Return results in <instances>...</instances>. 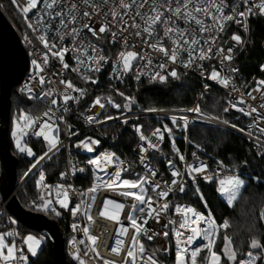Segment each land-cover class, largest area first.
Wrapping results in <instances>:
<instances>
[{"label": "snow or ice", "instance_id": "snow-or-ice-1", "mask_svg": "<svg viewBox=\"0 0 264 264\" xmlns=\"http://www.w3.org/2000/svg\"><path fill=\"white\" fill-rule=\"evenodd\" d=\"M10 3L15 7L17 13L22 16L25 20V26L33 33V38L43 46L45 50L43 53L42 61L37 59L31 60L32 73L30 74V79L34 76H39V81L41 84L45 82V77L41 75L43 72V66H46L49 62V54L52 57H56L60 60V63L63 69H69V65L65 62V53L68 51H78V55L74 56L76 61V67H72V72L79 73L81 68L84 69L85 73L99 72L104 64H112V72L110 76L115 80H121L122 74L130 73L133 69L134 61H146L145 63L136 67L135 78L140 79L141 75H149L152 80H159L164 82L167 77L163 74H160L157 71H154V67L158 69H164L165 64L160 63L159 65L153 66L152 57L150 55H140L133 50H122L116 54L115 59H110V57L105 56L104 49L102 47H97L96 45H85L83 42L79 41V36L81 35L82 30H87L93 37L97 40L102 37L107 38L110 33V39H106V43L113 44L116 43L118 37L123 35L124 29L134 30L133 35L137 38L142 39V41L151 48L153 51H157L163 54V57L171 62L176 64L181 61L182 55L187 54L188 59L183 61V66L186 68L200 66L197 61H204L206 59L212 58V53L218 52L223 54L225 49L223 47L216 49L213 47L218 40L219 34L224 31V25L227 22L235 20L239 25L241 19L245 17L246 14H254V10H258L261 15H264V0H259V3H252V0H242V3L245 7L244 12H240L234 6L231 14H224L225 5L224 0H175V7H173L172 0H112L110 9L108 12H102V9L105 6L109 5V0H79V3L76 0H27L25 6H21L18 3V0H10ZM84 6L82 10L80 5ZM38 9L35 15L29 19V14L32 10ZM93 13L97 16L103 15L104 23H101L98 29L89 23H83L81 28H77L76 25L80 23L81 18L91 21L93 18ZM111 17L109 20L108 17ZM131 17V20L128 18ZM206 19L210 20L211 23H206ZM139 20V22H137ZM58 21V23H57ZM183 21L186 25L185 28H180L178 22ZM163 26V36L160 39H156L157 32L156 29ZM113 28H117V31H113ZM245 30H247L245 28ZM215 33V35H213ZM49 36L52 37L49 40ZM65 37H69L73 40V45L71 48L59 46L63 43ZM204 37H207L206 39ZM167 39L170 42L171 47H166L164 40ZM26 43L31 45L33 40L29 38L27 34L24 36ZM150 40H154L152 43ZM231 41L236 43L241 42V37L238 34L233 33L230 37ZM122 48L128 49V38L124 37L122 40ZM59 46V50L56 49ZM90 52L91 55L87 56L88 63L84 64L82 57ZM232 48L227 49V55H223L224 60H231ZM32 55V53H30ZM261 70L264 71V65H261ZM235 71V69H233ZM173 78H177V72L175 68L168 73ZM213 81H218L224 86L229 85V79L227 77L220 78L219 73L214 68L209 77ZM85 82L96 83L97 81L92 80L91 75L83 76ZM60 83L65 86L64 93L60 96V99L67 104L69 101H78L81 97L85 95V90L77 88L71 81H64L61 79ZM235 86L233 85V88ZM76 93L78 95L69 94ZM257 92L264 94V80L256 81ZM23 91V89H22ZM28 92L31 93V89H28ZM116 94L122 97L125 100L123 105L124 110H128L130 104L133 102V97L126 96L125 93L116 90ZM48 96H53L52 92L47 93ZM248 96L252 99H255L252 96V93L249 92ZM57 98L51 99V105H57ZM239 104H244L245 101L243 97L238 101ZM106 105H111L112 108L120 109L121 105L116 103L111 96L100 97L97 96L90 107L98 106L101 110L105 109ZM236 107V105H232ZM261 108H264V103L260 105ZM68 111L67 108L64 109ZM229 109L225 108L224 111L227 112ZM238 111L242 112L244 115H251L256 113L258 110L256 107H250L248 112H244L243 108H237ZM147 111H156V109L149 108ZM189 112L200 113L199 106L188 109ZM55 113L51 112V109L48 112L44 113L45 117L55 116ZM105 120H112L115 117L110 115H105ZM40 118L35 120L24 113V111L18 110L17 114L12 117L11 120V137L13 140V147L16 154H24L27 156L33 157V151L31 148L22 146L21 138L26 134L25 129L27 127H33L38 123ZM59 120H63V117H59ZM86 120L88 123H101L98 115H87ZM170 120L172 124L176 127H179V121H183V125L187 128L188 120L184 116H171ZM264 121V117L261 118ZM21 121H24V127H21ZM124 123H127L125 120ZM227 123V121H225ZM233 127H236L233 125ZM249 129L252 125L248 126ZM258 127V131L261 134H264V127ZM56 129L55 120H45L43 123L39 124V131L35 132V135L38 137H43L45 141L51 146V149L57 148L58 138L51 136L49 134L50 130ZM164 132H167L171 137L172 129L168 128L167 125H164ZM135 131L139 134V140L147 144L148 149H157V143L153 141L151 137H147L142 133V126L136 125ZM239 131H244L243 128ZM252 133L249 132V136ZM152 137H157L158 139H163V134L160 128H157L152 133ZM98 143V141L91 138H86L78 142L77 147H84L88 151L93 150V145ZM257 147H264V144H257ZM173 149L175 150V145L173 143ZM139 151L141 153V164H144L147 169V176H140L136 180H121L120 173L124 171L122 167L117 168L116 171L109 176L106 180L101 179L97 176V169L100 171H107L109 165L113 164L118 160L114 153H101L96 156L94 159L87 161V164L93 166V183L91 187L86 190V194L90 197L92 203L95 202V194L99 190L100 185H103L106 189L118 190L121 186H124L127 190L121 191L120 194L124 197H130L132 199L131 210L128 211L127 217L130 223L131 228L134 230V233L131 237L132 244L128 247L125 261L126 264H138L137 256L140 257V264H145L143 261L145 255V249L143 244L140 242L139 236L143 233L149 241H151L155 236L160 235V233L152 232L149 234L148 229L144 228V224L148 223L149 219H155L157 222L160 220L162 213L169 210V203H162L166 197L169 196V193L173 191L174 187H179V190L184 191L183 183H179L178 178L182 176L179 171L173 169L171 176L173 177L171 181V186L167 187V190H162L160 184L152 183V180L149 177H155L157 173L148 167L145 163V153L147 149L140 145ZM45 156L48 154L45 153ZM258 155L264 156V152H258ZM195 156V153H193ZM38 158V159H42ZM180 161L184 162L185 157L183 155L179 156ZM101 162L105 165L104 168L100 167ZM121 164L123 162H120ZM169 166L172 165V161H168ZM36 165H32L29 168V172L32 171ZM186 174L195 181L196 176L200 175L203 179L208 182L213 179L212 175L208 173V166L203 162L197 163H185ZM80 172L85 171L84 168L79 169ZM75 170H73V175ZM28 172L24 173V176H27ZM61 178H65L66 173L60 174ZM23 178V177H22ZM215 178L219 185L218 192L226 198V202L229 206L232 205L233 200L235 199L238 191L242 188L244 181H242L239 175H230L224 176L221 178L220 170L217 169L215 173ZM45 176L43 171L40 173L39 179L36 181L37 188L41 187V182L44 181ZM253 179H256L253 177ZM151 188V192L155 193V198L151 195H148V188ZM45 189L49 190V196L45 197L41 195L38 200L32 202V206L38 212H49L51 211L55 215L59 216L60 213L55 207H53V201L50 198L51 189L48 185H43ZM56 189V200L55 203L60 206L62 209L69 210L73 217L81 214V209L83 207V214L87 216L89 222L92 221L90 215L92 203H85L84 195L81 194V202L76 206H70V197L68 189H71V185L67 186V189L62 184H57ZM138 190V191H137ZM199 191V189H197ZM202 198V197H201ZM109 206H111L112 211L109 212ZM125 208V205L118 203L114 200L105 199L103 202V210L99 213L101 216H108L111 220L118 222V217L120 212ZM175 212L177 214H182V222L179 223L178 228H172V236L176 238L177 251H176V260L175 264H187V261L182 255L190 250L192 257V264H196V258L202 249H205L208 253V256L205 257L206 264H224L221 259V255L217 254L213 250V245L215 243L214 229L216 228L215 221L212 219L211 214L205 218L201 213L197 212L191 206H181L176 205ZM139 213V217H137ZM195 217V219H192ZM261 218L264 219V212L261 213ZM11 219V218H10ZM142 220L143 223L138 222ZM15 223V221H12ZM200 222H204L207 226L204 229L199 227ZM176 221L169 220L167 224L164 225L165 229H168L169 225H175ZM195 225V226H193ZM228 221L225 220L223 224L219 225V228L226 229L228 227ZM79 225L73 224L72 228L75 231ZM185 229L187 231H180ZM84 234L88 237L89 242L95 241V237L89 235V230L87 225L83 228ZM128 229L121 226L117 229L121 235H124ZM12 232H7L0 234V261L3 264H17L18 260H25L23 251H18L15 245V241L9 244L6 240L7 237L12 236ZM169 232L166 230L163 232V236L167 238ZM197 237H202L206 244L201 247H195L189 249L188 246L192 245L193 241ZM185 241V246L181 247V241ZM24 244L27 245L29 253L33 255L36 253V248L40 244V240L32 235H27L23 237ZM70 245L74 243L73 240H69ZM83 243V241H81ZM122 243L118 240L117 244ZM138 246V248H137ZM249 252L246 254L245 259L239 260V264H256L257 255L253 253V250H258V252H264V245H261L260 241L253 237L249 243ZM6 250V254H5ZM113 253H119L120 249L118 247H113ZM95 252V248L92 249ZM72 258L76 261H79V264H85L84 260L81 259V256L78 252L71 253ZM85 255L87 253L85 252ZM223 255L227 258L228 264H234L237 260V253L232 248L231 240L229 237L225 236V247L223 249ZM131 258V260H128ZM104 264H114V262L105 260ZM146 264H158L154 259L153 255L148 256Z\"/></svg>", "mask_w": 264, "mask_h": 264}, {"label": "built area", "instance_id": "built-area-1", "mask_svg": "<svg viewBox=\"0 0 264 264\" xmlns=\"http://www.w3.org/2000/svg\"><path fill=\"white\" fill-rule=\"evenodd\" d=\"M79 3V0H76ZM151 0H149V3ZM18 3L23 7L27 4V0H18ZM112 0H109V5L105 6L102 9V12H108L111 6ZM173 7H175V0H172ZM252 3H259V0H252ZM225 11L224 14H231L232 9L235 6L238 11L244 12L245 7L242 3V0H224ZM82 10L84 6L81 4ZM1 10L3 9L0 4ZM38 9L32 10L29 14V19L35 15ZM4 12V10H3ZM6 14V13H5ZM257 17L264 21V15H261L258 10H254V14H246L245 17L239 18L241 19V23L238 25L235 20L225 23L224 31L219 34L218 42L213 45L214 48L219 49L223 47L225 52L220 54L218 52L212 53V58L206 59L204 61H197L198 65L195 67L186 68L183 66V61L187 60V54L184 53L182 55L181 61L172 64L167 61L163 54L153 51L151 48L147 47V45L142 41V39L135 37L132 33L134 30L124 29L123 35L118 37L116 43L109 44L106 43V39H110V33L107 38L102 37L97 40L95 37L91 35L87 30H82L81 35L79 36V41L83 42L85 45H96L98 48L102 47L104 49V55L110 57V59H115L116 54L122 50H133L139 53L140 55H150L152 59L153 66L159 65L160 63L165 64L164 69H158L154 67V71L159 72L160 74L165 75L167 78L171 77L168 73L171 72L173 68H175L176 72L183 73L184 75L193 79L198 85L199 90L196 92L194 100L191 105L188 106H178V107H161V108H153L156 111H147V109H128L122 110L112 108L111 105H106L105 109L101 110L98 106L90 107L92 105L93 100H90L85 105L82 104L83 97H81L78 101H69L65 104L60 96L65 91V86L60 83L61 79L64 81H71L68 77L69 73H73L75 76L83 78L85 75H91V78L96 76H102L105 81L112 85H118L122 83L127 76H131L135 82L141 81H153L157 82V80H152L149 75H141L140 79L137 80L135 78L136 75V67L145 63L146 61H134L133 69L130 73L122 74L121 80H115L110 76L112 72V64L109 62L104 64L99 72L93 73H85L84 69L81 68L80 72H72L71 68L76 67V61L74 60V56L78 55V51H68L65 53V62L70 66L69 69H63L60 60L56 57H52L49 54V62L46 66H43V75L46 79L43 84L39 81V76H34L30 79V74L32 73V65L31 60L37 59L38 61H42L44 49L43 46L39 44L37 40L33 38V33L29 29H18L12 22L13 27L20 39L22 46L24 47L27 57H28V67L26 73L24 74L22 80L17 86V90L22 94H29L33 96L36 101L41 105V110L38 114L34 115L32 118L35 120L36 118H40L39 122L36 123L33 127H27L25 129L26 134L21 138L22 146L29 147L27 145L28 139H43V137H38L35 135L36 131H39V124L43 123L45 120H55L56 121V129L50 130L49 134L51 136L58 138L57 148L51 149V146L47 143L48 150L45 152L48 155L44 154L41 156L42 159H38L35 163V167L32 168V171H28V175L31 174L43 161H45L50 155L56 152L59 149L64 150V166L57 174V179L53 182H46L45 180L41 182V187L39 189L38 199L41 195L48 197L49 190L45 189L43 185L50 186L51 195L50 198L53 201V207L57 209V211L64 210L67 212L69 216V236L67 240H64V252L69 256L71 260L79 264V261H76L72 258V252H78L81 256V259L84 260L85 264H104L105 260L114 262V264H126L125 257L128 250V247L132 244V235L134 230L131 228L127 213L131 210L132 199L130 197H124L120 194L121 191L127 190L124 186H121L118 190L106 189L103 185H100L99 190L95 194V202L92 203L90 197L87 196L86 190L91 187L93 183V166L87 164V161L90 159H94L96 156L101 153H114L118 158L116 162L109 165L107 171H100L97 169V176L101 179L106 180L109 176H111L117 168L122 167L124 171L120 173V179L124 180H136L140 176H147L148 172L145 168L144 164H141V153L139 151V147L141 144L147 149L145 155V163L153 169L157 175L155 177H149L152 180V183L160 184L162 190H167L168 186H171V181L173 177L171 176V172L173 169L179 171L182 176L178 178L179 183H183L184 191H180L179 187H174L173 191L169 193V196L162 201V203H169L170 208L168 211L164 212L160 216L159 222L155 219H149L147 224H144V228L148 229L149 234L152 232L160 233V235L155 236L151 241L147 239V237L141 233L139 236L140 242L143 244L145 249V255L143 261L147 262L148 256L153 255L154 259L158 262V264H164L165 258H167L170 254V248H173L174 260H176V251L177 244L176 238L172 236V228L175 226L178 228L180 222H182V214H177L175 212L176 205L181 206H191L197 212L201 213L205 218L209 216V213L198 208L195 204L190 202L189 200L182 199L185 195H190V197H194L196 191L194 190L197 181L204 180L202 176L197 175L195 181H193L187 174L185 163H199L203 162L208 166L209 175L215 178L216 170L219 169L221 173V178L224 176L230 175H239L241 179H244V175H249L248 171L244 172H226L223 171L219 166H212L210 160L199 155H191L188 151V139H189V129L192 125H203L210 127H222L232 132L241 135L248 139L253 148L256 151L264 152V147H257V144H264V134L259 133L258 127H264V121L261 120L264 117V108H261L260 105L264 103V94L261 92H257L256 89V81L264 80V71L261 70V65H264V57L258 67V72L254 73L250 76L245 77L241 74L238 65V58L241 53L245 50L249 34H250V17ZM8 17V16H7ZM110 20L111 17L109 16ZM131 20V17L128 18ZM10 20V19H9ZM11 21V20H10ZM91 23L97 29L101 23H104L103 15L97 16L93 13V18L91 21L87 19L81 18L80 23L76 25L77 28H81L83 23ZM139 22V20H137ZM58 23V21H57ZM206 23H211L210 20L206 19ZM178 26L180 28H185L186 25L183 21L178 22ZM245 28L247 30H245ZM113 31H117V28H113ZM157 36L156 39H160L163 36V26L156 29ZM238 34L241 37V42L236 43L230 40L232 34ZM27 34L30 39L33 40V43L29 45L25 42L24 36ZM215 35V33H213ZM124 37L128 38V49L122 48V40ZM205 39L207 37H204ZM52 37L49 36V40ZM150 42L154 43V40H150ZM164 44L166 47H171L170 42L165 39ZM73 40L69 37H65L63 43L59 46L69 47L73 45ZM59 46L56 49L59 50ZM261 46L264 48V35L261 39ZM232 48L231 52V60H224L223 55H227V49ZM32 53V55H30ZM91 55L90 52L86 53L82 59L84 64L87 65L88 60L87 56ZM216 69L219 73L220 78L227 77L229 79V85L226 87L218 81H213L209 77L213 69ZM235 69V71H233ZM233 85L235 86L233 88ZM83 89L81 87H77ZM23 89V91H22ZM28 89H31V93L28 92ZM205 89H215L218 91H222L226 96V105L225 108L229 110L227 113L231 114L234 117V122L225 123V120L220 119L214 115L207 113L202 110L200 107V113H194L187 111L188 109H193L199 106V101L201 99V95L203 90ZM52 92L53 96H48L47 93ZM251 92L252 96L255 99H252L248 96V93ZM69 94L78 95L76 93H71L69 90ZM243 97L245 103L239 104L238 101ZM57 98L58 103L55 106L51 105V99ZM232 105H236V107H232ZM250 107H256L257 112L252 113L251 115H244L242 112L238 111L237 108H243L244 112H248ZM67 108L68 111L64 109ZM51 109L52 113H55V116L45 117L44 113L48 112ZM112 110L113 113H107L103 115L104 110ZM87 115H98L101 123H88L86 120ZM105 115H110L115 117L112 120H105ZM171 116H184L188 120L187 128L184 127L183 121H179V127H176L172 124L170 120ZM59 117H63V120H59ZM133 119H140L143 121H147L148 119H154L161 124L155 125L153 127H145L142 126V133L151 137L154 142L157 143V149H148L147 144L139 140V134L135 132V139L131 144V147L128 151H125L121 146L117 145L110 137L107 136L106 133L103 132V127L113 124L115 122H121L124 124V121H129ZM164 125H167L168 128L172 129L171 137L167 132H164ZM235 125L236 127H233ZM249 125L252 127L249 129ZM160 128L163 134V139H158L157 137H152V133L155 129ZM243 128L244 131H239V129ZM177 130L180 134V139L177 140L175 138L174 131ZM249 132L252 133L249 136ZM174 135V136H173ZM11 144L13 147V140L11 134L9 135ZM86 138H91L93 140L98 141L95 145H93V150L88 151L84 147H77V144L81 140H85ZM44 140V139H43ZM173 143L175 145V150L173 149ZM30 148V147H29ZM14 149V147H13ZM15 150V149H14ZM27 156L26 153L21 154ZM183 155L185 157V161L182 162L179 159V156ZM40 157V158H41ZM172 161V165L169 166L168 161ZM120 162H123L122 164ZM87 166L89 169L88 176V184L84 186V184L77 183V179H81L82 182L85 181L84 171L80 172L79 169ZM101 168H104L105 165L103 162L100 164ZM73 170H75V174L73 175ZM66 173L65 178H61V173ZM27 175V176H28ZM24 176V179L27 177ZM40 175L38 176L39 179ZM84 178V179H83ZM37 179V180H38ZM21 181V180H20ZM22 181V182H23ZM217 181V180H216ZM255 183H257L255 181ZM22 184V183H21ZM57 184H62L67 189L68 185H71V189L69 191L70 197V206L74 207L78 203L81 202V194L84 195L85 203H92L90 215L92 217V221L89 222L87 216L83 214V207L81 209V214L75 217L72 216L71 212L66 209L60 208L58 204L55 203L56 200V189ZM37 186V185H36ZM138 191V190H137ZM148 195H151L155 198V193L151 192V188H148ZM105 199L114 200L118 203H122L125 205V208L120 212L118 217V222L111 220L108 216H101L99 213L103 210V202ZM109 212L112 211L111 206L108 209ZM264 212V210L262 211ZM46 213H52L44 212ZM0 215H2L6 221L8 230L7 232H12L13 235L9 236L11 243L15 241V245L18 251L21 250L19 244L17 243V229L15 223V218L7 211L5 207V201L2 199V195L0 193ZM139 217V213L136 214ZM11 218V219H10ZM195 219V217H192ZM169 220L176 221L175 225H169L168 229L164 228V225L168 223ZM262 223H264V219H262ZM138 222L143 223L142 220H138ZM73 224L79 225V227L74 231L72 228ZM87 225L89 230V235L94 236L96 239L93 242L88 241V237L84 234L83 228ZM121 226L126 227L128 231L121 235L117 232V229ZM195 226V225H193ZM207 225L204 222H200L199 227L204 229ZM168 231L169 235L167 238L163 236L164 231ZM180 231H187L185 229H181ZM69 240H73L74 243L70 245ZM120 240L122 243L117 244V241ZM83 241V243H81ZM202 237H197L196 240L193 241L192 245H189V249H193L195 247H201L206 244ZM185 246V241H181V247ZM118 247L120 249L119 253H113L112 248ZM95 248V252L92 249ZM138 248V246H137ZM85 252L87 255H85ZM187 264H192V257L190 250L186 253H183ZM131 260V258H128ZM138 264H140V257L137 256ZM2 262V261H1ZM3 264V262H2ZM17 264H25V260L17 262ZM196 264H202L196 258ZM239 264V261L236 263Z\"/></svg>", "mask_w": 264, "mask_h": 264}, {"label": "trees", "instance_id": "trees-1", "mask_svg": "<svg viewBox=\"0 0 264 264\" xmlns=\"http://www.w3.org/2000/svg\"><path fill=\"white\" fill-rule=\"evenodd\" d=\"M0 4L8 18L18 29H27L25 20L17 13L10 0H0ZM263 35L264 21L251 16L249 39L245 50L237 61L239 70L245 77L258 72V67L264 57V48L261 46ZM68 77L76 87H81L85 90L83 105L97 96H111L116 103L121 105V111L124 109L125 100L116 94V90L134 98L129 109L188 106L192 104L195 94L199 90V85L193 79L180 72H177V78L169 77L164 82L141 81L137 83L131 76H127L122 83L115 86L108 84L100 75L92 78V80L97 81L96 83L90 81L86 83L83 78L75 76L73 73H69ZM10 102L9 135L11 116L14 110L18 111L22 109L33 115L38 114L41 110V105L36 99L29 94L19 93L17 86L13 87L11 91ZM225 105L226 96L222 91L215 89L203 90L199 107L211 115L233 123L234 117L224 111ZM113 112L110 109L104 110L103 115ZM140 124L145 127H153L161 124V122L154 119H148L147 121L133 119L124 124L115 122L102 129L117 145L128 151L135 139V126ZM174 133L175 138L179 140L180 133L177 130ZM26 143L33 151V157L16 154L10 140L11 151L18 159L17 182L24 178V173L28 172L29 168L36 163L38 158L48 150L47 143L43 139L30 138ZM188 151L191 155L195 153V155L209 159L212 166H219L223 171L249 172V175L243 176L244 184L232 206H228L218 196L216 179L208 182L205 180L197 181L194 188L197 194L194 197L185 195L182 198L189 200L198 208L211 214L215 225H217L214 229L215 243L213 250L221 255L224 264H228L227 258L223 255V245L225 243V236L229 237L232 248L237 253V260L234 262L236 264L249 252V243L253 237L257 238L261 245H264V223L261 220V213L264 210V156L258 155L260 151H256L248 139L231 130L197 124L192 125L189 129ZM63 166V149L57 150L39 164L24 179L16 191V197L21 205L24 208L38 212L32 206V202L38 200L39 189L36 186L38 176L43 171L44 180L51 183L57 179V174ZM84 169L85 181L82 182L81 179H77V183L86 186L88 184L89 169L87 166H84ZM253 177L256 179H253ZM59 213V216L51 213L46 214L58 223L66 241L69 236V216L64 210H60ZM225 220L228 221L229 226L226 229L219 228V224ZM15 225L17 229V243L25 256V264H52L51 245L46 237L35 230L23 226L16 220ZM7 230L6 221L0 215V234L7 233ZM29 231L42 236L40 246L34 255L28 252L22 241L24 234ZM7 242L11 243L8 237ZM169 251L170 254L165 258L164 264H175L173 248L171 247ZM253 251L258 252V250ZM259 253L260 255L256 264H264V252ZM65 256L68 264H77L67 254ZM205 257H207V251L202 249L197 259L202 264H206ZM0 264H2L1 261Z\"/></svg>", "mask_w": 264, "mask_h": 264}, {"label": "water", "instance_id": "water-1", "mask_svg": "<svg viewBox=\"0 0 264 264\" xmlns=\"http://www.w3.org/2000/svg\"><path fill=\"white\" fill-rule=\"evenodd\" d=\"M28 67L27 53L0 7V193L7 211L23 226L46 237L51 245L52 264H68L64 236L58 223L45 213L24 208L16 197L23 179L17 182L18 159L12 153L9 138L10 96Z\"/></svg>", "mask_w": 264, "mask_h": 264}, {"label": "rangeland", "instance_id": "rangeland-1", "mask_svg": "<svg viewBox=\"0 0 264 264\" xmlns=\"http://www.w3.org/2000/svg\"><path fill=\"white\" fill-rule=\"evenodd\" d=\"M24 111V110H23ZM17 110H14L13 112H12V116H11V120H12V117L15 115V114H17ZM24 113L26 114V115H29V116H31V117H33L34 115L33 114H31L30 112H27V111H24ZM221 119V118H220ZM224 120V119H223ZM24 124H25V122L24 121H21V124H20V126L21 127H24ZM219 128H222V127H219ZM226 129V128H225ZM10 134H11V122H10ZM241 179V178H240ZM242 181H244V179H241ZM218 187H219V185H218V183H217V188H216V190L218 189ZM240 190H241V188L239 189V191H238V193H237V195H236V197H235V199L233 200V203L235 202V200L237 199V197H238V195H239V192H240ZM217 194H218V196L229 206V204L226 202V198L222 195V194H220L219 192H218V190H217ZM233 203H232V205H233ZM231 205V206H232ZM224 222H221L219 225H221V224H223ZM217 226V225H216ZM3 234V233H2ZM27 235H32V236H34V237H36L38 240H40V242H41V239H42V236L41 235H37V234H35V233H33V232H26L25 234H24V236L23 237H25V236H27ZM214 236H215V233H214ZM23 237H22V241H23ZM24 243V242H23ZM207 243V242H206ZM9 244H11V243H9ZM225 244V243H224ZM25 245V247H26V249H27V245L26 244H24ZM39 246H40V244H39ZM39 246H37V248H36V250L39 248ZM224 247H225V245H223V249H224ZM28 250V249H27ZM204 250V249H203ZM253 253L254 254H256L257 255V259H258V257H259V255H260V253L259 252H255V251H253ZM5 254H6V251H5ZM30 254H32V253H30ZM217 254H219L218 252H217ZM220 255V254H219ZM207 256H208V253H207ZM246 258V256L243 258V259H245Z\"/></svg>", "mask_w": 264, "mask_h": 264}, {"label": "crops", "instance_id": "crops-1", "mask_svg": "<svg viewBox=\"0 0 264 264\" xmlns=\"http://www.w3.org/2000/svg\"><path fill=\"white\" fill-rule=\"evenodd\" d=\"M6 240H7V238H6ZM225 245V244H224ZM6 251V250H5Z\"/></svg>", "mask_w": 264, "mask_h": 264}]
</instances>
